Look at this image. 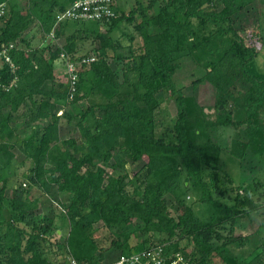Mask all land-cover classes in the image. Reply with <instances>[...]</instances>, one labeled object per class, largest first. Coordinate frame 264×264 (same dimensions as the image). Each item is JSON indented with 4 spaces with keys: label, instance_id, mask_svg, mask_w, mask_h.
Returning a JSON list of instances; mask_svg holds the SVG:
<instances>
[{
    "label": "trees",
    "instance_id": "trees-1",
    "mask_svg": "<svg viewBox=\"0 0 264 264\" xmlns=\"http://www.w3.org/2000/svg\"><path fill=\"white\" fill-rule=\"evenodd\" d=\"M76 1L0 0V4L6 3L10 14L0 28V44L17 43L11 52L15 71L0 59V170L8 168L15 158L12 150L17 145L16 131L11 124L13 115L23 107L25 126L20 134L28 128L35 129L34 125L42 120H50L44 130L24 140L20 149L33 162L32 181L46 192L56 185L58 195H67L64 207L71 225L67 248L74 260L102 264L103 253L93 238L92 222H85L84 212L89 210L116 234L112 246L119 252L114 261L144 248L128 247L135 233L128 226L141 220L146 230L169 235L164 240L150 241L152 245L165 243L167 250L182 252L190 263L211 264L219 257L223 264H264V244L255 248L250 261V257L240 260L226 248L234 239L220 231L243 220L249 225L245 227L247 231L252 230L250 225L256 229L259 210L263 215L259 227L254 232L239 234L246 244L254 242L253 237L264 228V204L253 197L258 189L264 190V184L253 181L255 188L243 187L246 194L237 196L233 205L215 196L221 191L225 197L227 191L218 190V183L215 185L221 181L223 152L240 161L248 154L264 160V77L248 72L263 47L260 27L254 28L255 36L249 34L246 38L241 35L246 30L243 24L237 28L235 21L242 13L246 14L244 23H248L250 5L256 0H151L147 6H135L127 15L122 11L121 0L117 11L120 15L110 23L66 20L57 25L58 15ZM157 4L159 12L151 16L154 19L144 22L145 15L152 14ZM123 21L133 25L138 21L135 28L139 35L127 31L125 36L129 39H118L117 43L111 34ZM33 24L44 40L54 29L55 39H59L67 28H85L75 30L64 46L53 50L51 44L32 48V36L27 38L26 33ZM103 26L109 29L106 34L100 33ZM148 26L156 27L157 33L151 35ZM86 43L89 50L81 51ZM109 51L124 64L122 79L107 62ZM64 54L72 62L100 56L82 69L73 100H69V84L59 81L54 69L55 62ZM186 58H195L206 71L194 80L193 86L209 82L215 88L219 113L215 118L206 113L195 94L186 96L176 82L180 63ZM127 61H131L129 68ZM146 65H150L148 72ZM165 91L174 98L177 117L162 135H157ZM83 101L87 106L78 112L76 107ZM62 107L66 109L59 117L56 112ZM64 118L66 123L76 125L81 141H62L61 148L58 129ZM220 128L239 131L227 147L216 138ZM127 161L144 163V178L137 177L143 189L136 188L135 194L127 191L130 184L121 174ZM107 168L120 175L114 177ZM204 169L214 171L210 182L213 185L205 179ZM227 181L232 188V179ZM2 188L0 206L5 186ZM31 188L24 189L30 195L28 201H32ZM191 194L197 197V203L208 207L205 219H200L195 207L187 203ZM167 196L177 204L176 218L165 205ZM13 205V211L26 214V202ZM32 225L31 232L17 228L22 239L26 238L24 252L18 246H4L0 234V264H46L40 244L52 241L58 234H51L50 226L36 222ZM185 240L188 244L181 246Z\"/></svg>",
    "mask_w": 264,
    "mask_h": 264
},
{
    "label": "rangeland",
    "instance_id": "rangeland-1",
    "mask_svg": "<svg viewBox=\"0 0 264 264\" xmlns=\"http://www.w3.org/2000/svg\"><path fill=\"white\" fill-rule=\"evenodd\" d=\"M150 1L151 0H123L120 6L122 11L127 15L135 8V6L140 4L147 6ZM221 8L222 7L220 6L219 10H221ZM250 8H252V10L247 15L248 23H244L243 21V19L245 20L246 18V14L243 15L241 13L240 16L237 15L235 17L237 24L236 26L239 28L243 24V27L246 30L242 32L241 35L244 34L243 36L246 38L255 36L254 28L258 26L260 27L259 35H261L263 47L258 57L255 58L249 65L248 72L253 76L264 77V0H256L255 3L250 5ZM158 12L159 5L157 4L152 14L145 15L143 18L144 22H147L148 19H152L153 17L151 16H155ZM9 18L10 14H8V12L4 15V17H0V28L5 26ZM137 23L138 21L133 25L127 21H123V23L119 25V28L113 31L111 37L115 40V42L118 43V39H120V42H123L125 39H129L128 36H125L127 31H131L132 34L139 35V32L135 28ZM80 28L85 27L67 28L61 38L51 40L50 37H46V40H44L43 36L40 35L41 33H39L38 26L33 24L27 30L26 37L30 38L32 36V48H39L51 44L50 46H52V49L55 50L56 48H61L64 46L66 41L72 38L74 31ZM148 29L151 35L157 33L156 27L148 26ZM108 30V28L103 26L100 28V33L106 34ZM252 32H254V35ZM89 48V43H86L84 44V48L81 51L86 52L89 50ZM97 48H100L99 43ZM80 54L81 52H79L77 55L80 56ZM45 56L46 58H49L48 53L45 54ZM96 57L98 59L100 58L98 55ZM114 57H116L114 53L109 51L107 55V62L113 71L121 76L124 64L122 61H117ZM196 58L197 60L202 61V58L198 55H196ZM180 64L181 68L177 72L175 79L177 84L183 87V93L186 96L195 94L199 103L205 107L206 113L209 114L211 118L218 116L219 113L216 110L217 108L215 103L216 99L214 86L209 82L201 83L197 86V88L193 86L194 80L202 77L206 73L204 67L199 66L195 58H186L181 61ZM126 66L128 68L131 67V61H127ZM54 69L57 74L56 76H58V80L62 81L63 84H69V78L66 72V63L62 56L60 57V60L55 62ZM145 70L148 72L150 70V65H146ZM122 78L123 75L121 76V79ZM235 94H238V91ZM162 100V117L159 121L160 127L158 128L157 135H162L169 125L173 124L172 120L177 117V108L174 98L170 97L169 93L165 91L163 93ZM86 104L87 102L85 101L80 102V104L76 107V110L79 112L82 108L87 106ZM65 109L66 108L63 107L59 109L56 112L57 116L61 117L65 112ZM230 109L231 106L228 107V111H230ZM24 112L25 108L21 107L18 112L13 115L14 123L11 124L12 128L16 131L15 140L17 145L12 150V152L15 154V158L8 168L4 169L3 171L0 170L1 193L3 189L2 187L5 186V191L3 193V205L0 206V234L3 236V245L5 246V244H9V249L14 246H18V248L24 252L26 247V238L22 239L20 236L21 233L17 230V228L20 231L22 230L24 232H31L33 227L32 224L36 222L41 226H50V232H52L51 234H58V237H54L52 241L45 240L40 244V253L42 254V258L46 260V264H70L72 256L67 248V238L71 230V225L68 219V211L64 207L67 202V195H58L56 185H53V188L49 192H46L44 188H41L39 183L32 181L31 176L33 174L30 175V172L34 166L33 162L27 158V155L24 154V152L20 149V146H22L21 143H23L24 140L27 141L31 139L34 132H38V130L41 131L42 128L44 130L45 127L50 123V120H42L34 125V127H36L35 129L28 128L25 133L20 134L19 131L22 132L23 127L25 126ZM262 119L264 120V116ZM237 132L239 131L233 128H220V130L217 132L216 138H220L221 140L219 139V143L223 147H227L231 144V139L236 137L238 134ZM58 137L59 146L61 148H63L61 145L62 141L68 139L81 141V134L76 125L66 123L65 118L62 119L61 124L59 125ZM143 164V162L127 161L125 172L121 173L122 176L125 177V182L130 184L127 187V191L132 194H135L136 188L139 190L143 189V183L141 181L145 175V171H143L141 168ZM220 168L221 172L219 175L221 176V181L218 180V182H215V185L218 183V190L226 189L227 191L225 192V197L224 195L220 194L221 191H218L215 196L217 199H220L223 203L228 205H233L237 196H244V194H246L243 187L247 190H249V188H255L253 181H258L261 184H264V160L259 157H255L252 154H248L245 160L240 161L231 157L228 153L223 152L220 157ZM107 171L114 177H118L120 175V173L114 172L111 168H107ZM213 172L214 171L211 169H204L205 179L209 185H213L210 183L214 178ZM137 177L141 179L138 181ZM229 177L233 181L234 186L232 188L230 187L232 183L227 181V179H230ZM21 186L23 189L20 188ZM30 186L32 187L30 190V192H32V201H28L27 197L30 195H26L24 193V189H28ZM238 186H240L241 189H238ZM253 199L257 200L261 204H264V190L262 188L258 189V192H256ZM197 200V197H194V195L191 194L187 199V203L195 207L196 213L200 219H205L204 216L208 211V207L202 203H197ZM15 202H26L27 207L25 215H22L20 212L13 211L12 207L14 206L13 204ZM164 202L168 212H170V214L176 218L177 214L175 213L174 208L177 204L173 197H165ZM262 209L264 210V207ZM262 209L260 207V210ZM84 214L87 216L85 222L87 224L92 222L91 231H93V238L103 253V259H101V263L108 264L109 262L114 261V259L117 257V252H119L114 246H112V243L116 241V234H114L113 230L111 231L108 229L102 220L91 215L89 210L84 212ZM257 214H259V216L256 217V219L259 221V224L257 225L256 229L259 227L260 221L263 217L261 211L258 210ZM246 225H248L247 221L243 220L236 226L235 224L226 225L220 231L226 236L234 239L226 246L228 251H230L235 256H238L240 260H246L250 257L248 259V261H250L254 256L255 248L261 244H264V228H262V231L259 234L260 236L257 235L256 238L253 237V243L246 244L244 239L241 238L239 234H247L256 230H253L252 225H250L252 230L243 231ZM145 226L146 225L141 220H138L133 227L128 226L129 230L134 229L133 231L135 232L128 243L129 248L140 246L146 247L147 245H150V241L152 240L156 242V240L158 241L160 239H167L169 236L165 233L161 234L158 232L148 231L146 230ZM187 244V240H185L181 243V246H186ZM188 249L191 250L192 247H189ZM211 264L223 263L219 257H216L213 259Z\"/></svg>",
    "mask_w": 264,
    "mask_h": 264
},
{
    "label": "built area",
    "instance_id": "built-area-1",
    "mask_svg": "<svg viewBox=\"0 0 264 264\" xmlns=\"http://www.w3.org/2000/svg\"><path fill=\"white\" fill-rule=\"evenodd\" d=\"M121 0H77L72 7L64 11L57 17V25L66 20L73 22H101L110 23L120 14L118 6ZM7 12L6 3L0 4V17H4ZM55 29L50 36L55 40ZM17 43L0 44V59L10 66L12 71L16 70V65L12 59L11 52L15 50ZM62 58L66 63V72L69 78V100H73L78 93V83L80 73L85 66H90L97 61V57L92 55L83 58L78 62H72L64 54ZM167 244H150L143 249L130 255H122L117 260L109 264H193L179 251L167 250ZM70 264H90L89 262H78L71 258Z\"/></svg>",
    "mask_w": 264,
    "mask_h": 264
},
{
    "label": "crops",
    "instance_id": "crops-1",
    "mask_svg": "<svg viewBox=\"0 0 264 264\" xmlns=\"http://www.w3.org/2000/svg\"><path fill=\"white\" fill-rule=\"evenodd\" d=\"M196 98H197V96H196ZM197 100H198V98H197ZM198 102H199V101H198ZM256 223H257V220L254 219V224H253V225H255ZM245 227H246V226H245ZM243 231H246V228H244Z\"/></svg>",
    "mask_w": 264,
    "mask_h": 264
},
{
    "label": "water",
    "instance_id": "water-1",
    "mask_svg": "<svg viewBox=\"0 0 264 264\" xmlns=\"http://www.w3.org/2000/svg\"><path fill=\"white\" fill-rule=\"evenodd\" d=\"M222 108V107H221Z\"/></svg>",
    "mask_w": 264,
    "mask_h": 264
}]
</instances>
